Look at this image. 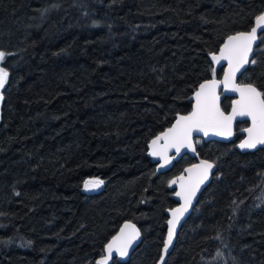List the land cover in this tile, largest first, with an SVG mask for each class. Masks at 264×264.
<instances>
[{"label":"trees","instance_id":"16d2710c","mask_svg":"<svg viewBox=\"0 0 264 264\" xmlns=\"http://www.w3.org/2000/svg\"><path fill=\"white\" fill-rule=\"evenodd\" d=\"M263 5L0 0V264H94L125 220L142 236L125 264H155L171 182L192 160L156 174L147 143L189 112L201 82L220 78L210 56ZM253 60L238 82L264 93V32ZM246 125L227 144L195 141L217 171L165 264H264V147L236 150Z\"/></svg>","mask_w":264,"mask_h":264},{"label":"snow or ice","instance_id":"6c2138e0","mask_svg":"<svg viewBox=\"0 0 264 264\" xmlns=\"http://www.w3.org/2000/svg\"><path fill=\"white\" fill-rule=\"evenodd\" d=\"M258 29L264 31V13L255 17V26L249 32H240L229 36L220 49L219 55H212L213 61H228L229 68L225 73L223 81L226 87L234 82L236 73L245 64L256 63L255 60H249V54L253 51V44L258 39ZM5 55V52L0 50V62L3 61ZM7 78L8 72L3 67H0V88L5 86ZM215 86V80L202 83L199 86L200 91L195 94L196 104L192 112L187 116H181L172 128L164 132L162 136L156 137L152 141V145L155 146L163 138L165 140V149L167 147H174L177 153H179L182 148H192L191 135L193 131H203L205 135H208L209 130H213L217 135H230L231 121L237 115L250 116L252 119V127L247 129L249 134L248 139L242 142L240 147L255 148L258 144L264 145V93L258 91L257 87L251 83L242 86L233 85L232 90L238 91L241 99L234 102L232 115L224 116L215 104V95L212 92ZM222 127L229 128V131H220L219 129ZM158 154L154 149L152 155ZM165 162L167 163V159ZM194 167L200 168V175L195 185L185 190V186L181 184V191L176 193L184 203L181 207L172 210V218L168 221L167 238L164 240L163 250L165 252H167L169 246L173 243L176 225L184 213L188 211L196 190L200 184L208 179V172L212 168V164L201 161V165ZM186 171L191 173L192 169H186ZM171 183L175 184L176 181L173 180ZM101 184H103L102 180H90L85 182V188H97ZM126 229H131V231L126 233ZM139 235L140 233L135 229L134 225L125 224L121 229L120 235L113 237L112 241L105 246L108 255L102 257L96 264H107V260L111 257L113 251L118 253L120 257L127 256L129 247ZM160 259L163 261L164 257L161 256Z\"/></svg>","mask_w":264,"mask_h":264},{"label":"water","instance_id":"95a60500","mask_svg":"<svg viewBox=\"0 0 264 264\" xmlns=\"http://www.w3.org/2000/svg\"><path fill=\"white\" fill-rule=\"evenodd\" d=\"M264 13V5L263 8L261 10V12L258 14H262ZM257 15V16H258ZM255 26V18L252 22L251 27L247 30V31H239V32H235L233 34H230L229 36H233L237 33L240 32H249L251 30V28ZM264 31H261L258 29V39L254 42L253 44V51L249 54V60H253V55L255 52V49L258 45V41H259V37L260 35L263 33ZM227 36L223 43L220 45L218 51L212 55H219L220 53V49L222 48V46L225 44V42L227 41V38L229 37ZM212 55L210 56V63L213 67L214 70H219L221 69V76L220 78H211L208 80H205L203 82H201L197 88L194 90V92L189 96L188 101L190 102L191 106H190V110L188 113L186 114H178L176 115L175 119L173 120V122L171 123V125L169 127H167L165 130H163L162 132H160L159 134H157L156 136H154L153 138H151L149 140V142L147 143V156L151 162L152 165L155 166V172L156 174H162L165 173L167 171H169L173 164L175 162H178L180 159H182L183 157L187 156L188 158H190L192 160V163L185 166L181 172L179 173V175L176 177L175 181L176 183L174 184V191L173 193L170 195V198L173 200V202L175 203V205L172 208H169L165 211V215H166V222H165V226H166V230H165V235H164V239H163V243H162V247L160 249V253H159V257L156 260L155 264H165L166 259L168 257V255L171 253V251L173 250L175 243H176V239L178 236V233L183 225V223L186 221V219L191 215L200 195L203 193V191L209 186V184L211 183L216 171H217V164L215 162H213L210 159H206V158H201L196 150V144H195V140L196 139H200L203 142H216V143H224L227 144L229 142L232 141L234 135H235V126L237 122H246L247 125L243 128L241 135L242 137L240 138V140L235 144V148L238 152L240 153H246V152H251V151H255L259 148H263L264 145H260L258 144L255 148H241L240 144L244 141H246L248 139V131L247 129L252 127V119L250 116H240L237 115L235 116L230 124V135H217L215 131L213 130H209L208 135H205L203 131H193L192 135H191V141H192V148H182L180 150L179 153H177L176 149L174 147H167L165 149V140L163 138H161L157 144L155 146L152 145V141L156 139V137L158 136H162V134L164 132H166L168 129L172 128V126L177 122V120L181 117V116H187L189 113L192 112L194 105L196 104V92L200 91V85L202 83L205 82H210L215 80L216 81V86L215 88L212 90V92H214L215 95V104L216 106L219 108L220 112H222L224 114V116H231L232 115V110H233V106H234V102L239 101L241 99L240 97V93L238 91H234L233 89V85L235 86H242L244 84H248V83H239L238 82V78L246 71V69L248 68V66L251 63L245 64L240 71H238L235 75V79L234 82L232 84H229L227 87L224 84V76L225 73L228 71L229 65H228V61L227 60H219V61H213L212 60ZM258 90V89H257ZM1 91L2 88H0V108H1ZM259 91V90H258ZM211 95V93H210ZM222 98H228L230 100V106L229 109L225 112L223 111L222 107H221V100ZM220 131H224L227 132L229 131V128L227 127H222L221 129H219ZM156 150L159 154L158 155H152L153 150ZM194 149V150H193ZM167 159V163L165 162V160ZM201 161H206L210 164H212V168L209 170L208 172V179L204 181V183L200 184L199 188L196 190L195 195L192 197V202L188 207V211L184 213V215L180 218V221L177 223L176 225V230H175V234L173 237V243L169 246L167 252H165L164 249V240L167 238V234H168V221L172 218V210L173 209H177L179 207H181V205L184 203V201L176 195L177 192L181 191V184H183L185 186V190L193 187L196 183V181L199 178L200 175V168L198 167H194V166H199L201 165ZM186 169H192V172L189 173L188 171H186ZM99 189V187L97 188H85L84 185V191L85 192H91L93 190ZM125 224H131L135 226V229L137 231L140 230L139 228L132 223L129 220H125L123 221L120 226L118 227V229L116 230V232L109 238V240L106 242V244L103 247V252L102 255L100 257H98L95 261L94 264H96V262L98 260H100L102 257L107 256L108 253L106 251V245L112 241L113 237L119 236L121 233V229L124 227ZM131 229H126L125 232H130ZM142 240V236L141 233L139 235V237H137L133 242L132 245L129 247L128 250V255L125 257H120L118 255V253H116L115 251L112 252L111 257L107 260V264H112L113 261L115 260L117 263L119 264H125L129 261L130 256L132 255V253L136 250V248L140 245ZM161 256L164 257V260L161 261Z\"/></svg>","mask_w":264,"mask_h":264},{"label":"rangeland","instance_id":"374dc122","mask_svg":"<svg viewBox=\"0 0 264 264\" xmlns=\"http://www.w3.org/2000/svg\"><path fill=\"white\" fill-rule=\"evenodd\" d=\"M196 140H200V139H196ZM196 140H195V141H196ZM200 141H201V140H200Z\"/></svg>","mask_w":264,"mask_h":264}]
</instances>
